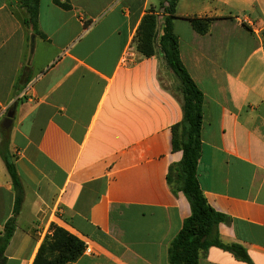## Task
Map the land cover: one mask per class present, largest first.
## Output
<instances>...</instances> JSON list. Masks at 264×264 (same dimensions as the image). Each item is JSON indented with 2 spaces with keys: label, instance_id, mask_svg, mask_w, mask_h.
<instances>
[{
  "label": "crops",
  "instance_id": "0c3cea01",
  "mask_svg": "<svg viewBox=\"0 0 264 264\" xmlns=\"http://www.w3.org/2000/svg\"><path fill=\"white\" fill-rule=\"evenodd\" d=\"M67 1L38 0L32 34L17 0H0V126L15 105L8 150L21 184L5 264H32L51 224L90 248L68 264H168L190 206L166 179L182 110L160 75L178 84L158 51L142 58L132 43L149 11L161 35L167 1ZM174 14L203 94L198 186L227 218L219 240L249 259L209 247L198 264H264V0H178ZM192 18L212 19L208 32ZM15 196L0 158V233Z\"/></svg>",
  "mask_w": 264,
  "mask_h": 264
},
{
  "label": "trees",
  "instance_id": "16d2710c",
  "mask_svg": "<svg viewBox=\"0 0 264 264\" xmlns=\"http://www.w3.org/2000/svg\"><path fill=\"white\" fill-rule=\"evenodd\" d=\"M163 8L161 35L157 15L149 11L140 20L132 39L135 51L148 58L158 51L168 70L175 77L178 86L176 91L166 88L178 99L181 105L182 118L173 125L171 132V150L181 152L180 161L168 168L167 183L173 192H181L190 206V215L183 220L181 228L172 239L167 249L168 264H198V252L217 247L231 253L238 260L249 262L245 250L237 244H224L219 240L217 226L226 222L227 218L214 211L206 202L199 189L196 167L200 158V130L202 124L203 94L190 78L183 66L179 51L178 39L172 30V20L175 18V7L178 0H166ZM24 10L20 21L24 27L30 28L32 34L37 30L38 0H17ZM52 3L68 10L67 0ZM212 19H188V22L200 35L208 32ZM9 128L0 126V158L16 194L12 215L3 225L0 233V264H5V249L10 242L15 229L16 217L19 211L21 184L9 153ZM50 234L46 235L39 245L32 264H68L76 261L84 251L85 244L75 235L62 227L51 224Z\"/></svg>",
  "mask_w": 264,
  "mask_h": 264
},
{
  "label": "water",
  "instance_id": "95a60500",
  "mask_svg": "<svg viewBox=\"0 0 264 264\" xmlns=\"http://www.w3.org/2000/svg\"><path fill=\"white\" fill-rule=\"evenodd\" d=\"M32 45H33V39H31V49H32ZM14 109H15V105H13L11 109L7 112L5 119L1 124L2 129L7 130L10 127L12 117L14 114Z\"/></svg>",
  "mask_w": 264,
  "mask_h": 264
},
{
  "label": "rangeland",
  "instance_id": "374dc122",
  "mask_svg": "<svg viewBox=\"0 0 264 264\" xmlns=\"http://www.w3.org/2000/svg\"><path fill=\"white\" fill-rule=\"evenodd\" d=\"M160 82L165 88H168V89L172 90L173 92L176 91V86L174 84L170 83L168 78H166L164 75H160Z\"/></svg>",
  "mask_w": 264,
  "mask_h": 264
},
{
  "label": "built area",
  "instance_id": "2783aa9c",
  "mask_svg": "<svg viewBox=\"0 0 264 264\" xmlns=\"http://www.w3.org/2000/svg\"><path fill=\"white\" fill-rule=\"evenodd\" d=\"M89 252H90V248L88 246H85L83 253H89Z\"/></svg>",
  "mask_w": 264,
  "mask_h": 264
}]
</instances>
